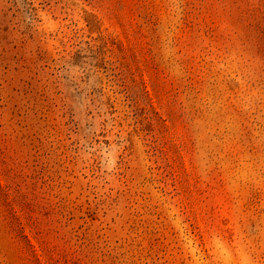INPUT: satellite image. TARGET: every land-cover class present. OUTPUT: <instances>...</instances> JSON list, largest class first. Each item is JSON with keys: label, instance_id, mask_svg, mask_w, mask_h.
I'll use <instances>...</instances> for the list:
<instances>
[{"label": "rangeland", "instance_id": "obj_1", "mask_svg": "<svg viewBox=\"0 0 264 264\" xmlns=\"http://www.w3.org/2000/svg\"><path fill=\"white\" fill-rule=\"evenodd\" d=\"M0 264H264V0H0Z\"/></svg>", "mask_w": 264, "mask_h": 264}]
</instances>
